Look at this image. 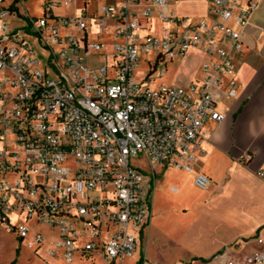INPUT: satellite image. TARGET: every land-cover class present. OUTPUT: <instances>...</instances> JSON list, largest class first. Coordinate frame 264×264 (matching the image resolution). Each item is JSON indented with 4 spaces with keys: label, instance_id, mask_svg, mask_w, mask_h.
<instances>
[{
    "label": "built area",
    "instance_id": "built-area-1",
    "mask_svg": "<svg viewBox=\"0 0 264 264\" xmlns=\"http://www.w3.org/2000/svg\"><path fill=\"white\" fill-rule=\"evenodd\" d=\"M137 1L92 12L76 0L45 1L35 18L18 0H0V224L64 264H159L135 259V234L151 218L153 165L190 171L206 123L225 119L219 103L238 94L234 59L261 0H211L213 17L199 21L172 16L170 0L132 13ZM61 4L75 12L55 17ZM191 51L204 57L200 80L154 86V69L133 78L139 53H156L155 67ZM139 157L150 180L131 163ZM194 183L204 189L209 178L198 173ZM243 264H264V244Z\"/></svg>",
    "mask_w": 264,
    "mask_h": 264
},
{
    "label": "crops",
    "instance_id": "crops-1",
    "mask_svg": "<svg viewBox=\"0 0 264 264\" xmlns=\"http://www.w3.org/2000/svg\"><path fill=\"white\" fill-rule=\"evenodd\" d=\"M77 7L95 11L100 5H120L121 0H76ZM211 0H170L172 16L188 17L191 21L210 20ZM138 0L130 7L138 13L149 6ZM154 12L156 8L153 7ZM151 28L158 23L153 18ZM264 0L252 12L244 28L243 49L234 59L238 94L231 100H221L219 110L225 119L218 124L208 122V137L194 154L190 171L161 167L175 175L169 190L178 205L193 214L194 243L199 247L196 258L208 264H243L244 257L234 251L248 245L264 244ZM251 155L250 160L243 156ZM209 178L204 189L198 188L195 176ZM156 171L151 180L154 188ZM175 188V191L171 189ZM191 190L194 192L191 193ZM152 209V208H151ZM152 211V210H151ZM151 219V218H150ZM149 224L144 231L149 228ZM257 249V248H256ZM146 257V253L141 254ZM148 261V260H147ZM158 263V262H151Z\"/></svg>",
    "mask_w": 264,
    "mask_h": 264
},
{
    "label": "rangeland",
    "instance_id": "rangeland-1",
    "mask_svg": "<svg viewBox=\"0 0 264 264\" xmlns=\"http://www.w3.org/2000/svg\"><path fill=\"white\" fill-rule=\"evenodd\" d=\"M45 1L62 3L64 0H18L17 6L20 12H27L37 18L43 15ZM74 12L75 6L72 4L53 6L55 17L70 16ZM15 25L24 26L25 20H18ZM158 29L159 27L156 28ZM35 50L39 51L37 47ZM139 58L133 74V78L137 81L143 80L151 69H154L152 73L154 79L151 82L154 86L160 84L183 86L191 80L201 79L200 63L204 57L196 51H191L184 57L167 60L166 65L159 62L155 67L156 53H139ZM40 67L42 68V65ZM131 163L141 170L146 179H151V167L143 158L132 159ZM153 168L156 171V178L150 194L152 202L150 225L142 235L135 234L137 242L135 259L145 252L149 262L159 264H208L205 260L194 257L199 247L194 243L195 226H190L193 222V213L188 209L183 211L174 194L169 190V186L176 178L172 175L174 172L164 171L158 165H153ZM192 192L194 190H191ZM35 231L41 232L47 241L56 239L45 226H37ZM26 242V240L19 242L14 233L8 232L0 224V264H64L62 260L48 256L44 246L35 254L26 246ZM259 247L260 245H248L245 249L233 253L242 256L250 253L251 248L254 250ZM88 263L76 259L73 264Z\"/></svg>",
    "mask_w": 264,
    "mask_h": 264
},
{
    "label": "trees",
    "instance_id": "trees-1",
    "mask_svg": "<svg viewBox=\"0 0 264 264\" xmlns=\"http://www.w3.org/2000/svg\"><path fill=\"white\" fill-rule=\"evenodd\" d=\"M150 71H152V69Z\"/></svg>",
    "mask_w": 264,
    "mask_h": 264
}]
</instances>
